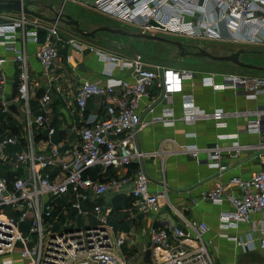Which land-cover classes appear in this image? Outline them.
Masks as SVG:
<instances>
[{
  "label": "built area",
  "instance_id": "obj_1",
  "mask_svg": "<svg viewBox=\"0 0 264 264\" xmlns=\"http://www.w3.org/2000/svg\"><path fill=\"white\" fill-rule=\"evenodd\" d=\"M67 2H88L96 13L151 36H172L197 45L214 41L264 46V0H63V5ZM58 24H46L24 13H17L14 18L0 16V46L23 65L17 99L24 107L27 126L22 139L16 136L0 139V257L7 256L1 264H13V255H18L21 264H215L210 253L212 242L206 239L208 225L186 217L171 204L163 182L158 192H151V182L142 168L130 173L128 169L133 164L139 166L148 156L137 143L141 128L153 123L172 126L176 121L170 108L161 107L159 114H155L156 104L169 101L173 94H181L179 121L186 125L209 118L217 129H222L226 127V114L221 109L206 114L191 94L183 93V84L195 78L194 71L149 64L140 53L116 56L91 44L65 40L58 32ZM39 31L45 32L41 43ZM26 41L38 46L36 58L46 73L52 71L60 59V47L65 46L78 54H94L104 64L103 84L86 80L76 89L74 105L80 125L69 128L67 135L74 138V143L67 148L58 145L43 148L34 142V128L45 131L48 142L56 134V128L50 124V94L40 98L39 113L30 114ZM65 62L72 69L78 67L71 54H66ZM5 63L6 59L0 57L1 80ZM114 70L125 75L117 78ZM220 78L210 73L201 75L200 85L213 91L229 90L249 101L264 97V78L238 74H223ZM91 100L98 102L102 117L86 116V106ZM0 112H5V108ZM245 114L252 117L245 131L262 135L264 146V108ZM144 115L150 118L144 120ZM229 138L217 135V141ZM21 140L23 146L8 155L6 150L21 144ZM180 150L194 159L199 151L194 145ZM221 154L218 144L208 150V166L219 174L226 170L221 164ZM7 165L8 174L3 173ZM98 168L96 177L91 176ZM108 169L127 172L100 180ZM129 183L134 185L127 209L131 218L156 216L163 208L162 200L175 219L172 224L149 228L147 242L140 248L131 242L133 235L116 230L111 222L112 209L99 204L108 194ZM228 186L239 190V195H227L219 184L201 198L217 205L224 200L229 202L233 211L220 214L219 229H238L245 223L249 231L244 236L222 237L233 242L243 254L260 252L264 264V222L250 221L252 214L264 212V161L248 179L231 178ZM89 217L94 218L95 225L79 228L72 222Z\"/></svg>",
  "mask_w": 264,
  "mask_h": 264
},
{
  "label": "crops",
  "instance_id": "obj_2",
  "mask_svg": "<svg viewBox=\"0 0 264 264\" xmlns=\"http://www.w3.org/2000/svg\"><path fill=\"white\" fill-rule=\"evenodd\" d=\"M64 5L62 4L56 13L61 11L63 14ZM83 7L91 9L89 4ZM31 8L33 7L31 6ZM16 14L14 12H0V16L8 18H14ZM50 17L54 18L55 15ZM71 17L80 21V18ZM45 23L48 24V22ZM96 28L99 27L94 29ZM67 30L71 33V36L66 39L60 34L61 38L65 40L75 39L72 36L76 34L74 35L68 28ZM38 34L39 43H41L45 32L39 31ZM89 41H85V43L90 44ZM17 47H21L20 42ZM37 50V45L31 41H26L25 66L29 76L30 94L28 107L31 116L37 115L39 113L40 98L45 93L50 94L51 113L49 118L50 124L56 128V134L48 142L45 138V131L34 128V142L36 146L43 148L52 145L65 146L67 148L74 143V138L67 135L69 128L80 125V115L74 105L76 89L81 81L86 80L103 84L105 81V77L102 75L104 64L99 62L94 54L88 52L78 54L68 46H65L60 47V59L52 71L46 73L36 58ZM66 54H71L75 58L78 63L76 69H72L65 62ZM0 57L6 59V63L3 66V78L2 80L0 78V109L5 108V112H0V139L8 136H16L22 139L26 135L24 132L25 128L27 130V126L24 107L18 101L17 94L19 75L23 65L15 62L13 59L14 55L5 52L2 46H0ZM122 75H125V73L114 70L115 77L120 78ZM200 78L201 74L197 73L192 81L185 82L183 84V93L191 94L195 104L206 114H210L217 109L223 110L226 114L224 119L226 127L217 129L214 122L209 118L199 119L192 125H186L179 121L182 115L181 94H173L169 101H162L156 104L155 114H159L161 107H167L173 110L176 121L172 126L153 123L141 128L137 133V143L140 150L148 154V156L142 160L139 166L133 164L128 169V173L137 167H141L151 182V192H158L160 190L159 184L163 182L167 188L171 204L182 210L186 217L205 222L208 225L209 232L206 235V239L212 242L210 249L213 256L221 260L219 263L237 264L240 250L233 242L222 236H244L249 231L248 224L242 223L238 229L220 230V214L232 212L233 208L227 200H224L221 205H217L203 200L201 195L216 189L219 184L223 186L227 195H239V190L231 189L228 186L229 180L234 177L248 179L251 174L260 169L264 161L262 135L245 131L247 122L252 119L245 113L264 108V97L249 101L229 90L213 91L210 88L201 86ZM97 104L96 100L88 102L86 106L87 117L96 114L102 117L103 112L98 111ZM10 107L11 110L9 109ZM21 115L24 116V120H21ZM149 118L147 115L143 116L144 120ZM219 134L228 135L231 138L217 141V135ZM20 143L9 147L6 150L7 154L12 155L17 152L19 146H23L22 140ZM216 144L222 149L221 164L226 167V170L220 174L217 170L208 166L210 163L208 150L214 148ZM189 145H194L198 148L196 159L180 150L181 147ZM9 170L10 168L7 165L3 173L6 171L5 173L8 174ZM96 170L91 176L96 177L95 174L100 172V169L99 171ZM126 172L127 170L125 169H108L99 179L107 181L111 177L122 176ZM133 186L132 183L123 185L114 193H110L100 200L99 204L104 208L112 209L111 222L114 219L115 222L113 223L122 228L123 233L133 235L131 242L135 244V247L140 248L147 242L146 231L149 228L152 226L163 227L167 223L172 224L175 219L168 213L162 200H160V204L163 208L156 216H134L131 218L127 213V209L130 206ZM250 221L264 222V212L252 214ZM241 254L243 253L241 252ZM260 258L262 260L261 254ZM17 262L20 261L18 260ZM249 263L252 262L246 261V264Z\"/></svg>",
  "mask_w": 264,
  "mask_h": 264
},
{
  "label": "rangeland",
  "instance_id": "obj_3",
  "mask_svg": "<svg viewBox=\"0 0 264 264\" xmlns=\"http://www.w3.org/2000/svg\"><path fill=\"white\" fill-rule=\"evenodd\" d=\"M23 1H25L27 4L30 5L29 9H32L38 14H41L49 19H51L50 16L54 15V13H56V11H58L61 5L63 4V0H23ZM86 5L87 3L85 2L84 5L67 2L63 8V14L80 18V27L86 32H91L95 30L94 29L95 27H99V28L109 27L114 30L120 29L129 34H135L138 32L134 28L124 26L110 18H106L96 13L90 8L83 7ZM31 6L33 8H31ZM58 32L66 39L71 36V33L67 30V28L63 24L58 25ZM158 36L163 38H171V39L176 38L172 36H168V37L162 35H158ZM72 37L75 38V40L78 43H85V41L90 40L89 41L90 44H92L95 49H98L104 53H109L116 56H125V57H130L131 55L134 54L133 52L140 53L143 56V59L148 63L162 64L166 68H170V69L193 70L201 75L207 73L216 74L219 80L221 79L220 76L223 74L250 75V76L264 78V71L247 70L235 66L230 62H215L208 58H203V57L183 59L179 57L177 54H174V50H172L169 45L157 41L123 37L120 35H112L105 32H98L95 36H93L89 40H85L84 38L78 35ZM176 40L183 41L185 44H190V43L196 44V42L187 39H176ZM199 45L205 51L209 52L211 55L218 57L229 56L232 53L242 50L244 51V54L241 55L239 58V60L242 63L264 68V46L253 47L248 45L227 44V43L214 42V41H203L200 42ZM21 116H22L21 120H24V116L23 115ZM24 134H27L26 128ZM96 171H99V168ZM5 211L7 213V210ZM72 222L75 223L76 226L79 228L95 225V221L93 217H89L88 219L86 218H78L77 220L72 219ZM113 222H115L114 219L112 220V223ZM113 224L115 225L116 230L123 231V229L120 228L118 225H116L115 223ZM210 253L215 264H224V263H219L221 260L218 258L216 259L213 256L211 249H210ZM239 253L240 255L238 256L237 264H246V261L252 262L249 264H262V260L260 258L259 252H250L245 255L241 254L240 251ZM5 258H7V256L0 257V264L2 260ZM12 258L15 261L13 264L20 263L17 262L18 255H13Z\"/></svg>",
  "mask_w": 264,
  "mask_h": 264
},
{
  "label": "water",
  "instance_id": "obj_4",
  "mask_svg": "<svg viewBox=\"0 0 264 264\" xmlns=\"http://www.w3.org/2000/svg\"><path fill=\"white\" fill-rule=\"evenodd\" d=\"M29 4H27L23 0H0V12H14V13H24L26 15L32 16L34 18L40 19L42 21L48 22V23H55L58 22L60 24H63L66 28H68L73 34H76L78 36H81L85 40L91 39L93 36H95L98 32H105L112 35H120V36H127L130 38H139V39H146L151 41H157L161 43H172L176 46L177 50L180 51L179 57H184L183 51V44L181 42H172L171 40H168L163 37L159 36H151L148 34L138 33V34H129L127 32H124L120 29L113 30L109 27H101L98 29H95L91 32H86L85 30L80 28V21L73 19L70 15H64L61 12L54 13V18H47L41 14H38L32 9H29ZM51 10V8H50ZM244 54V51L239 50L235 53L230 54L229 56H213L209 52L205 51L204 49L197 47L196 53L193 55L195 58L203 57L208 58L215 62H230L234 64L235 66L247 69V70H253V71H264V68L257 67L249 64L242 63L239 58L241 55ZM11 110V107L9 108ZM145 261H149V251H146L145 255Z\"/></svg>",
  "mask_w": 264,
  "mask_h": 264
},
{
  "label": "flooded vegetation",
  "instance_id": "obj_5",
  "mask_svg": "<svg viewBox=\"0 0 264 264\" xmlns=\"http://www.w3.org/2000/svg\"><path fill=\"white\" fill-rule=\"evenodd\" d=\"M124 37H127V36H124ZM166 39L171 40L172 42H181L183 44V47H182L183 48L182 53L184 54V57H182L183 59L195 58L193 55L196 53V48L200 47L199 45L194 44V43L185 44L183 41H180V40L171 39V38H166ZM165 44L169 45L171 47V49L174 50V54H177L179 56L180 51L177 50V48H176V46L174 44H172V43H165ZM200 48H202V47H200Z\"/></svg>",
  "mask_w": 264,
  "mask_h": 264
}]
</instances>
